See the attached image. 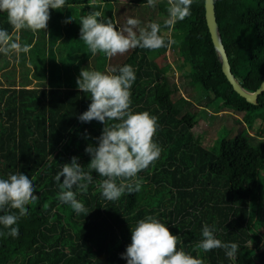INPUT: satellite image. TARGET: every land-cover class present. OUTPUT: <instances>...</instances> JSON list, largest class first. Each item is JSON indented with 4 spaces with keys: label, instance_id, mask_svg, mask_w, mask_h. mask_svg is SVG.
<instances>
[{
    "label": "trees",
    "instance_id": "obj_1",
    "mask_svg": "<svg viewBox=\"0 0 264 264\" xmlns=\"http://www.w3.org/2000/svg\"><path fill=\"white\" fill-rule=\"evenodd\" d=\"M85 4L88 0H66L62 10L50 9L47 28L41 31H14L7 14L0 12V28L28 48L10 51L22 68L19 81L11 74L14 68L4 74L14 79L0 81V179L19 171L29 176L39 197L26 205L28 214L15 225L17 237L0 235V264H127L121 254L131 243L130 228L147 215L177 235V250L202 264H264V139H257L264 135V91L257 103H250L225 77L206 26L204 0H193L190 15L171 29L164 27L168 0H155L154 6L147 0L89 3L117 30L131 17L140 21L138 27L160 24L166 43L175 41L157 50L138 47L113 57L93 55L79 40ZM214 5L231 71L245 89L254 91L264 80V0H214ZM166 51H175L189 65L179 84L169 81V63L159 66L154 61ZM2 55L0 69L7 63ZM126 64L136 76L131 110L156 117L153 141L160 155L125 181L138 180L140 190H126L114 202L102 198L97 182L104 177L93 172L86 190L72 189L89 211L77 214L59 201L55 176L72 157L89 171L91 157L85 148L96 146L104 125L78 119L91 100L77 88L76 79L81 69L113 74L112 69ZM188 84L194 96L179 92L180 87L187 92ZM207 107L259 119L256 134L241 126L232 137L219 139L214 150L202 146L192 128ZM204 225L215 229V238L238 245L234 257L222 248H198ZM0 232L7 229L0 225Z\"/></svg>",
    "mask_w": 264,
    "mask_h": 264
},
{
    "label": "clouds",
    "instance_id": "obj_2",
    "mask_svg": "<svg viewBox=\"0 0 264 264\" xmlns=\"http://www.w3.org/2000/svg\"><path fill=\"white\" fill-rule=\"evenodd\" d=\"M154 3L155 0H147L149 6H154ZM192 3L193 0H168V19L164 27L171 29L177 21L189 16ZM65 4L66 0H0V12L7 14V21L14 31H41L47 28L49 10H62ZM72 19L68 18L65 23ZM79 23V40L93 55L99 52L106 57H113L138 47L157 50L175 43L172 39L166 43L161 35V25L155 22L138 27L140 21L129 17L124 26L117 30L110 18H104L100 11H92L82 15ZM12 50L28 51V48H22L13 41L6 29L0 28V53L8 54ZM112 72L105 74L81 69L76 79L77 88L90 94L91 100L88 109L78 119L82 122L96 120L104 125L101 135L95 138L96 146L89 144L85 148L91 157L87 165L89 171H84V167L77 162L78 158L72 157L71 162L63 164L55 176L61 189L59 201L70 205L77 214L87 215L89 211L76 198L72 189L77 187L81 191L86 190L93 182V172L104 177L97 182L102 198L114 202L126 190L128 194L140 190L138 180L134 184L125 181L137 177L139 172L159 157L161 151L153 141L157 129L156 117L147 111L131 110L130 89L136 79L133 68L126 64L112 69ZM38 198L34 195L29 176L18 171L6 179H0V211L5 213L0 215V225L7 229L6 233L0 232V235L17 237L19 229L15 225L28 214L26 205L36 202ZM130 231L131 243L121 254L127 264H202L201 259L177 250V235H173L153 215L137 220ZM214 232L215 229L204 225L198 248L205 252L222 248L228 257H234L238 245L222 242L215 238Z\"/></svg>",
    "mask_w": 264,
    "mask_h": 264
},
{
    "label": "rangeland",
    "instance_id": "obj_3",
    "mask_svg": "<svg viewBox=\"0 0 264 264\" xmlns=\"http://www.w3.org/2000/svg\"><path fill=\"white\" fill-rule=\"evenodd\" d=\"M116 0H88V2L96 3H108V2H114ZM122 2H130V0H118ZM112 12V11H111ZM80 18V17H79ZM153 21V20H152ZM175 47L177 45L175 44ZM2 58H5L7 63L4 64V68L0 69V81L2 84H6V79H14L12 77L4 76L5 73L14 71L11 73L15 76V81H19L21 75V66L17 64V62L12 60V52H9L6 55H2ZM20 54L16 53V60H19ZM154 61L159 65H164L166 63H169L171 65V68L166 71L167 76L169 77V81H172L174 83H180V78L182 73L189 71V65L188 63L184 62L178 57V54L175 51H166L164 54L160 56L154 57ZM1 64V60H0ZM16 84H20L16 83ZM186 91H184L183 87H180L179 92H181L182 95H188L193 94L195 95V89L191 85L185 86ZM192 97V96H191ZM206 109V110H205ZM214 109L212 107L202 108L199 115L197 116V123L192 128V131L194 135L198 138V141L202 146L211 148L212 150L215 149V147L218 144V140L222 137H232L235 135V132H238L240 127L243 126L247 129L249 134L255 135L256 130L259 126L260 120L255 119L254 121H250L248 118L247 120L245 117H243L241 114H238L234 112L231 109H225L221 110L219 112H214ZM238 121V122H237ZM262 137L257 138L264 139V135ZM258 137V136H257Z\"/></svg>",
    "mask_w": 264,
    "mask_h": 264
},
{
    "label": "water",
    "instance_id": "obj_4",
    "mask_svg": "<svg viewBox=\"0 0 264 264\" xmlns=\"http://www.w3.org/2000/svg\"><path fill=\"white\" fill-rule=\"evenodd\" d=\"M204 9L206 26L208 28L216 56L220 62L222 72L224 73L229 83L232 85L233 89L240 96L244 97L246 101L250 103H257L258 96L264 91V80L254 91H248L240 84L238 79L231 71L228 56L222 42L221 34L219 32V27L216 21L214 0H204Z\"/></svg>",
    "mask_w": 264,
    "mask_h": 264
},
{
    "label": "crops",
    "instance_id": "obj_5",
    "mask_svg": "<svg viewBox=\"0 0 264 264\" xmlns=\"http://www.w3.org/2000/svg\"><path fill=\"white\" fill-rule=\"evenodd\" d=\"M89 3H92V2H88V4ZM97 3V2H96ZM88 4H85V7H88V8H86V13L87 14H90L92 11H95V9L94 8H92V10L90 9V6H88ZM101 4H103V3H101ZM12 60H13V58H12ZM14 61V60H13ZM17 64H19V63H17ZM20 66V65H19Z\"/></svg>",
    "mask_w": 264,
    "mask_h": 264
}]
</instances>
